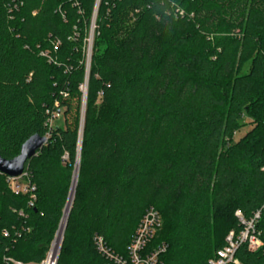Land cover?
Wrapping results in <instances>:
<instances>
[{"label": "trees", "instance_id": "obj_1", "mask_svg": "<svg viewBox=\"0 0 264 264\" xmlns=\"http://www.w3.org/2000/svg\"><path fill=\"white\" fill-rule=\"evenodd\" d=\"M96 4L0 0V155L49 133L33 192L0 174V264H52L63 234L53 264H107L97 238L127 257L150 207L157 264H207L264 205V0H100L88 71ZM257 230L241 264H264V210Z\"/></svg>", "mask_w": 264, "mask_h": 264}, {"label": "built area", "instance_id": "obj_2", "mask_svg": "<svg viewBox=\"0 0 264 264\" xmlns=\"http://www.w3.org/2000/svg\"><path fill=\"white\" fill-rule=\"evenodd\" d=\"M99 5L100 0H97L96 10L94 12L86 46L87 68L88 62L92 57L95 23ZM15 8H17V4L15 5ZM42 54L47 56L45 53ZM82 91L84 95L87 93V85L82 86ZM59 118V113L52 116L49 123L50 128L52 127L54 120H59ZM46 137H49V133ZM7 179L11 191L17 195L26 194L35 190V188L31 187L26 181V173H23V175L18 178L7 177ZM29 205L33 206V203H30ZM263 210L264 205L262 209L254 213L249 220L244 219L242 214L237 212L236 216L243 226V229L239 233L231 232L226 239V245L222 249L218 250L215 257L210 259L207 264H241L236 258V253L241 246H246L250 252H257L261 250L263 248V241L261 239V233L257 230V225L261 219ZM162 227V216L155 208L150 207L144 213L135 234L132 237L131 243L128 247L127 257L113 254L105 246L102 238L96 239L98 250L108 260L107 264H157L160 256L166 252L167 245L161 243L153 249H149V247L156 238L157 234L162 230ZM47 262L48 260L44 261L42 264H47Z\"/></svg>", "mask_w": 264, "mask_h": 264}, {"label": "water", "instance_id": "obj_3", "mask_svg": "<svg viewBox=\"0 0 264 264\" xmlns=\"http://www.w3.org/2000/svg\"><path fill=\"white\" fill-rule=\"evenodd\" d=\"M90 63H91V60L88 62V71L90 68ZM88 81H89V77L87 76V81H86L87 86H88ZM86 94L87 93H85V95H84L83 120H84V115H85ZM83 123L84 122H82V127H81V132H80V145H79L77 162H76V166H75V171H78V173H79V163H80V155H81V141H82V134H83ZM47 143H48L47 137H40L38 135H35V136L31 137L22 146L21 152L16 158H14L12 160H6V159L2 158V156L0 155V174L5 175L9 178H18V177L22 176L24 171H25V166H26L27 162L29 160H31L32 158H35L39 154V152H41V150L47 145ZM71 209H72V207H71ZM70 212H71V210H70ZM69 215H70V213L67 216L65 228L67 226ZM63 240H64V237L62 238L60 249H59L58 255L56 257V263L58 261V257L60 254V250L62 247Z\"/></svg>", "mask_w": 264, "mask_h": 264}, {"label": "rangeland", "instance_id": "obj_4", "mask_svg": "<svg viewBox=\"0 0 264 264\" xmlns=\"http://www.w3.org/2000/svg\"><path fill=\"white\" fill-rule=\"evenodd\" d=\"M83 102H84V101H83ZM83 111H84V106H83V103H82V109H81L82 121H81V122H84V120H83ZM64 121H65V119H63V118H62V120L59 121V122H58V120H54V122L52 123V127L55 126L57 123H59V124L64 123ZM249 130H250V126L244 127L239 133L236 134V139H238V138H240V137H243V136H244ZM63 159H64V160H67L68 157L65 156ZM75 172H76V171H75ZM74 181H75V173H74V177H73V183H72V187H71L70 196L73 194L75 183H77V181H76V182H74ZM70 196H69V197H70ZM68 200H69V199H68ZM66 214H67V213H66ZM62 221H63V218H62ZM62 221H61V223H62ZM60 227H61V224H60V226H59V229H60ZM59 229H58V231H59ZM58 231H57V233H58ZM56 235H57V234H56ZM55 237H56V236H55ZM49 253H50V251H49ZM48 256H49V254H48ZM48 256H47V259H48ZM47 259H46L45 261H47Z\"/></svg>", "mask_w": 264, "mask_h": 264}, {"label": "bare ground", "instance_id": "obj_5", "mask_svg": "<svg viewBox=\"0 0 264 264\" xmlns=\"http://www.w3.org/2000/svg\"><path fill=\"white\" fill-rule=\"evenodd\" d=\"M77 172V173H76ZM75 173H76V177L78 178V171H76ZM76 186H77V183H75V185H74V191H73V194H72V197H71V200H70V197H69V200H70V203H69V200H68V203H69V207H68V210H67V214H66V220H67V216H68V214L70 213V210H71V207H72V204H73V201H74V195H75V191H76ZM72 202V203H71ZM68 203H67V206H68ZM71 205V206H70ZM67 206H66V208H67ZM70 208V209H69ZM65 211H66V209H65ZM65 211H64V216H63V219H64V217H65ZM66 225V224H65ZM66 229V228H65ZM61 235H62V232H61V234H60V237H61ZM63 237H64V234H63ZM60 239V238H59ZM59 239H58V241H59ZM58 246H59V244H57V247H56V250H55V253H54V257H53V260H52V264L54 263V260H55V257H56V253H57V250H58Z\"/></svg>", "mask_w": 264, "mask_h": 264}]
</instances>
